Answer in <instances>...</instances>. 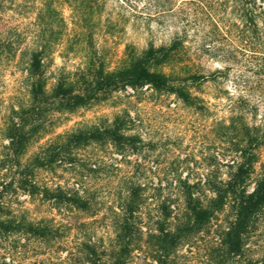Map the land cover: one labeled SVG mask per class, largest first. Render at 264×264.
I'll list each match as a JSON object with an SVG mask.
<instances>
[{"label": "rangeland", "instance_id": "374dc122", "mask_svg": "<svg viewBox=\"0 0 264 264\" xmlns=\"http://www.w3.org/2000/svg\"><path fill=\"white\" fill-rule=\"evenodd\" d=\"M236 10L233 0H0V199L3 219L18 226L0 232V264H113L123 250V264H156L155 257L160 264H264V207L249 218L234 253L220 244L234 221L230 201L197 228L183 213V185L205 202L209 187L241 163L250 171L246 194L264 173V56L242 38ZM39 45H46L47 88L61 78L65 99L83 100L58 107L49 92L29 116L43 131L20 153L7 148V133L29 105L26 68ZM139 58L167 86L120 81ZM95 128H119L123 138L69 150L66 134ZM59 148L74 154L72 166L62 152L46 167H26L34 154ZM27 178L83 189L90 208L58 209L22 189ZM164 198L173 210L165 228L181 236L165 254L155 251ZM132 199L139 207L128 235L118 209Z\"/></svg>", "mask_w": 264, "mask_h": 264}, {"label": "trees", "instance_id": "16d2710c", "mask_svg": "<svg viewBox=\"0 0 264 264\" xmlns=\"http://www.w3.org/2000/svg\"><path fill=\"white\" fill-rule=\"evenodd\" d=\"M236 2L237 12L240 13L241 20L243 22L241 29V36L245 42L252 45L254 50L253 53L264 56V9L262 8L263 0H233ZM259 22V24H258ZM45 46L39 45L37 49L30 51V56L26 68V76L29 80V105L25 108H21L19 113V121H13L12 127L7 133L9 138L8 149L21 150L20 153H25L30 138L41 131H43L40 124L31 120L29 116L36 115L35 111H39L40 106H44L48 102V93L52 92V98L56 100L58 107H72L73 105L79 104L82 97H70L65 99L67 93L66 83L63 79L58 78L51 88H47L46 78L44 76V59H45ZM160 50V49H159ZM153 55L152 50H148L146 56L150 57ZM148 59L139 58L131 62V64L121 72L119 75L126 83L138 82L149 83L155 88H162L167 86L166 79L162 74L149 71ZM112 75L109 74L108 77ZM172 90V87H168ZM32 118V117H31ZM119 128L115 129H92L87 134L80 132L79 130H73L66 134L69 144L72 146L70 149H78L82 143L87 140H100L104 136L111 137L116 136L118 140L123 138L122 135L118 134ZM115 140V139H113ZM68 144L61 146L62 148H68ZM68 150V149H67ZM62 152H65L67 157V163H74L75 157L72 152L63 151L60 148L58 150L50 151L48 154L44 152H38L30 157V164L26 167L30 169L42 168L47 165L55 163L60 159ZM244 152V150H243ZM245 153V152H244ZM73 156V157H72ZM244 156V155H243ZM246 163L239 164L233 172H230L227 176V180L220 181L215 185L209 187L211 196L207 198L205 202H202L199 196H195L188 185H183L182 196L184 201L183 213L188 221H192L193 226L197 228L200 222L210 220L216 217L223 211L226 202L232 203L231 210L234 221L229 223L223 229V235L220 240V244L226 247L229 253L238 252L240 244L242 242V234L247 227L249 218L257 212L259 209L264 207V173L255 182V187L250 193H245L244 183L246 176L250 173L249 168L245 167ZM249 166V165H248ZM21 188L26 190L29 195L41 194L45 200H52L55 207L63 208V210H88L90 208V202L85 197V191L83 189H74L65 191L58 185L55 188L41 187L36 183L32 182L30 178L25 179L21 182ZM164 189V186L163 188ZM139 207V203L134 199L125 201L123 205L119 207L120 215V231L126 234H131L132 224L130 218H132ZM5 204L0 199V232L15 231L18 226L15 225L12 220H4L2 216H5ZM158 210L162 216V224L158 227L160 238H158V248L155 249L157 252H163L165 254L169 248L176 244V240L179 241L181 236L176 237L165 228V221L171 217L173 210L170 209V203L167 198H164L158 206ZM192 228V224L190 226ZM38 230V228H36ZM130 244L129 241H124V249ZM126 250L118 252L113 258V264H118L125 261L123 259ZM155 252V253H157ZM95 251L93 247L87 246V259L88 261L93 260ZM156 264H160L158 257L153 258Z\"/></svg>", "mask_w": 264, "mask_h": 264}]
</instances>
